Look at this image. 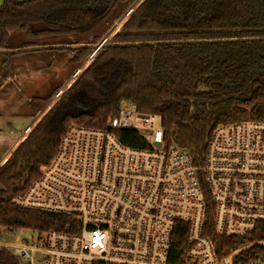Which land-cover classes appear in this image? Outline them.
Masks as SVG:
<instances>
[{
	"label": "trees",
	"instance_id": "trees-1",
	"mask_svg": "<svg viewBox=\"0 0 264 264\" xmlns=\"http://www.w3.org/2000/svg\"><path fill=\"white\" fill-rule=\"evenodd\" d=\"M136 1L3 0L0 48L42 46L47 44L45 39L57 36H76L62 44H97ZM105 22L100 34L86 41L79 38ZM18 31L25 40L12 47L11 35ZM231 38L239 40L208 42ZM139 42L163 43L103 46L60 93L57 87L43 98L45 105L59 93L0 165V231L70 230L69 217L20 208L13 199L40 175L71 124L103 128L123 102L134 104L141 113L159 115L165 146L186 150L197 165L203 162L216 126L246 119L264 121V0H141L106 41ZM67 50L77 67L92 53L90 48ZM227 95L250 98L209 106L199 103ZM116 134L132 147H148L135 131ZM213 220L214 206L208 199L204 234L214 243L222 264L263 249L255 242L264 240L261 224L251 238L238 239L217 234ZM188 227L182 222L175 226L172 253L177 256L189 246ZM172 263H180L179 258ZM0 264L25 262L0 249Z\"/></svg>",
	"mask_w": 264,
	"mask_h": 264
},
{
	"label": "built area",
	"instance_id": "built-area-1",
	"mask_svg": "<svg viewBox=\"0 0 264 264\" xmlns=\"http://www.w3.org/2000/svg\"><path fill=\"white\" fill-rule=\"evenodd\" d=\"M121 130L135 131L148 147L124 143ZM208 199L217 234L249 239L260 224L264 233V121L216 126L197 165L186 150L165 146L159 115L123 102L103 128L71 124L40 175L13 199L69 217L70 230H37L17 242L7 235L18 229L6 228L0 249L25 264H222L204 234ZM178 222L189 225L181 256L172 253ZM255 242L263 249L227 263L264 264V240Z\"/></svg>",
	"mask_w": 264,
	"mask_h": 264
},
{
	"label": "rangeland",
	"instance_id": "rangeland-1",
	"mask_svg": "<svg viewBox=\"0 0 264 264\" xmlns=\"http://www.w3.org/2000/svg\"><path fill=\"white\" fill-rule=\"evenodd\" d=\"M137 5H132L118 19L120 23L115 21L114 28H120ZM105 25L106 22L101 25V28L80 35L79 38L86 41L95 34H100ZM75 38L76 36H57L45 39L43 42H47L45 45H69L62 43L74 41ZM106 38L107 35L103 40ZM23 40H25L23 34L19 31L15 32L11 35L10 45L19 46ZM58 42L61 43L57 44ZM72 57L73 53L66 48L23 50L12 54L0 53V160L19 138L22 130L34 120V115L44 103L42 98L50 95L55 88L61 87L77 67V62L72 61ZM89 57L85 60L86 62H83L85 65ZM36 235L37 230L22 228L7 236L11 241L18 242L22 239L31 240Z\"/></svg>",
	"mask_w": 264,
	"mask_h": 264
},
{
	"label": "water",
	"instance_id": "water-1",
	"mask_svg": "<svg viewBox=\"0 0 264 264\" xmlns=\"http://www.w3.org/2000/svg\"><path fill=\"white\" fill-rule=\"evenodd\" d=\"M141 0H138L135 4L137 5ZM133 10V8L131 9V11ZM251 38H242L241 40L245 41V40H250ZM254 39H259V38H254ZM239 39H223V40H209L208 42H219V41H237ZM107 40H103L102 42H99L97 44H72V45H37V46H31V47H25V48H18V49H2L0 48V53H5V54H12V53H18L21 52L23 50H39V49H50V48H66V49H79V48H90L92 49V52L95 54L101 47L103 46H135V45H142V44H157V43H163V42H147V43H143V42H139V43H106ZM171 42H176V41H171ZM188 42H193V41H188ZM200 42V41H199ZM202 42V41H201ZM250 98V95L247 98H242L240 96L237 95H227V96H223L220 98H217L215 100H211V101H200L199 103L204 104V105H213L216 103H220L223 101H226L228 99H240V100H248ZM158 146H160V144H157Z\"/></svg>",
	"mask_w": 264,
	"mask_h": 264
},
{
	"label": "crops",
	"instance_id": "crops-1",
	"mask_svg": "<svg viewBox=\"0 0 264 264\" xmlns=\"http://www.w3.org/2000/svg\"><path fill=\"white\" fill-rule=\"evenodd\" d=\"M20 1H24V0H20ZM3 2V0H0V4ZM115 21H118V19H116ZM118 23H120L118 21ZM117 29L116 28H112V30L107 34V36H109L110 33H112L113 31H115ZM86 62V61H85ZM85 64H81L79 67L75 68L72 72L70 77L67 79V81L60 87V91H62L72 80L73 78L76 76V74L82 69V67ZM17 75V74H16ZM16 75L14 76V79L16 78ZM13 76V75H12ZM49 96V95H48ZM45 98V97H44ZM43 99V98H42ZM55 100V96L53 98H51V100L49 102H47L45 105L43 104L41 106V108L39 110H37L36 114L34 115V120L30 123V125L26 126L24 128V130H22L21 134L19 135V138L14 142V144L11 146V148L7 151L6 155L3 157V159L0 160V163L4 162L9 155L11 154V152L17 147V145L20 143V141L22 140V138L24 137V135L27 132L28 128H31L36 122L37 120L41 117V115L49 108V106L54 102ZM31 101V100H30ZM32 103V101H31ZM34 105V104H32ZM11 132V130H10ZM13 133V131L11 132Z\"/></svg>",
	"mask_w": 264,
	"mask_h": 264
}]
</instances>
